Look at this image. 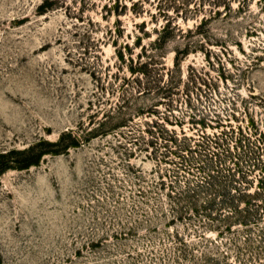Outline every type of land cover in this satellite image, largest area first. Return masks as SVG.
<instances>
[{
    "label": "rangeland",
    "instance_id": "1",
    "mask_svg": "<svg viewBox=\"0 0 264 264\" xmlns=\"http://www.w3.org/2000/svg\"><path fill=\"white\" fill-rule=\"evenodd\" d=\"M0 163V264H264V0H0Z\"/></svg>",
    "mask_w": 264,
    "mask_h": 264
},
{
    "label": "trees",
    "instance_id": "2",
    "mask_svg": "<svg viewBox=\"0 0 264 264\" xmlns=\"http://www.w3.org/2000/svg\"><path fill=\"white\" fill-rule=\"evenodd\" d=\"M71 144H72V145H76V142H74V141L72 140V141H71ZM64 148H65V146H64ZM33 159H34V157L31 158L30 156H28V157L26 158V160H24V161L22 162V164H20L19 168H28L29 166L33 165V164L35 163V162H32ZM0 165H1V163H0ZM8 167H9V166H6V167L3 168V166H2V168H0V170H1V171H5Z\"/></svg>",
    "mask_w": 264,
    "mask_h": 264
}]
</instances>
